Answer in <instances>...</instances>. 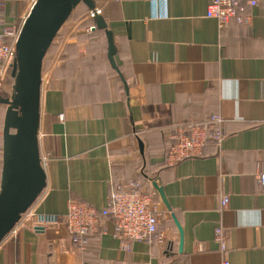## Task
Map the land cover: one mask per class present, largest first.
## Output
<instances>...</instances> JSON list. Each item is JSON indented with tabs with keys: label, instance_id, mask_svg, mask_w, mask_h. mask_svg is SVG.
<instances>
[{
	"label": "crops",
	"instance_id": "crops-1",
	"mask_svg": "<svg viewBox=\"0 0 264 264\" xmlns=\"http://www.w3.org/2000/svg\"><path fill=\"white\" fill-rule=\"evenodd\" d=\"M0 1L17 30L36 2ZM93 2L106 29L81 3L44 58L38 138L47 186L0 244V264H264V3L247 10L249 23L221 26L207 17L209 0ZM212 115L224 119L222 149L209 144L168 164L171 135ZM131 180L150 192L156 180L171 207L157 193L153 243L124 250L106 218L81 250L63 224L29 223L66 214L72 201L102 209Z\"/></svg>",
	"mask_w": 264,
	"mask_h": 264
},
{
	"label": "water",
	"instance_id": "water-1",
	"mask_svg": "<svg viewBox=\"0 0 264 264\" xmlns=\"http://www.w3.org/2000/svg\"><path fill=\"white\" fill-rule=\"evenodd\" d=\"M81 3L89 11L95 10L93 0H36L20 31L11 74L14 93L11 98H0V104L7 106L0 180V244L47 186L38 138L43 61L60 29ZM95 24L97 29H106L98 15ZM108 41V59L114 65L115 48L109 34ZM152 186L171 211L163 188L156 180ZM172 218L182 250L183 230L173 213Z\"/></svg>",
	"mask_w": 264,
	"mask_h": 264
},
{
	"label": "built area",
	"instance_id": "built-area-1",
	"mask_svg": "<svg viewBox=\"0 0 264 264\" xmlns=\"http://www.w3.org/2000/svg\"><path fill=\"white\" fill-rule=\"evenodd\" d=\"M263 3L264 0H209L207 17L217 20L221 26H226L231 21L247 24L251 21L247 10ZM100 14L101 10L95 8L87 16L94 19ZM20 31L5 23L0 1V86L17 59L16 43ZM45 76L46 73L42 72V81ZM223 124V117L212 115L206 123L189 124L173 133L170 137L172 144L167 152L168 164L177 165L186 159L200 156L209 144L221 150L225 139ZM47 160V155L41 156L43 167ZM257 177L264 193V170ZM157 198L155 190H144L139 182L131 180L116 185L102 209L72 201L66 214L39 215L31 218L29 223H36V226L43 228L63 224L71 242L85 250L90 238L101 232L103 220L109 218L113 225L112 236L122 241L124 250H128L133 241L153 243L157 237L160 221ZM221 199L222 207H226L228 197L223 196ZM22 219L23 216L20 222ZM216 240L225 247L221 229L216 231Z\"/></svg>",
	"mask_w": 264,
	"mask_h": 264
},
{
	"label": "rangeland",
	"instance_id": "rangeland-1",
	"mask_svg": "<svg viewBox=\"0 0 264 264\" xmlns=\"http://www.w3.org/2000/svg\"><path fill=\"white\" fill-rule=\"evenodd\" d=\"M11 69L8 70L4 83L0 86V98H11L14 93L15 79L11 76ZM7 106L0 104V178L2 170L3 154V128Z\"/></svg>",
	"mask_w": 264,
	"mask_h": 264
},
{
	"label": "trees",
	"instance_id": "trees-1",
	"mask_svg": "<svg viewBox=\"0 0 264 264\" xmlns=\"http://www.w3.org/2000/svg\"><path fill=\"white\" fill-rule=\"evenodd\" d=\"M11 74H12V71H11ZM12 76V75H11ZM1 180V179H0Z\"/></svg>",
	"mask_w": 264,
	"mask_h": 264
}]
</instances>
